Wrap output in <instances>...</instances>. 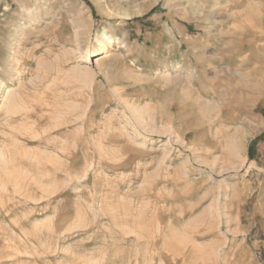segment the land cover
<instances>
[{
	"label": "rangeland",
	"instance_id": "1",
	"mask_svg": "<svg viewBox=\"0 0 264 264\" xmlns=\"http://www.w3.org/2000/svg\"><path fill=\"white\" fill-rule=\"evenodd\" d=\"M0 264H264V0H0Z\"/></svg>",
	"mask_w": 264,
	"mask_h": 264
}]
</instances>
